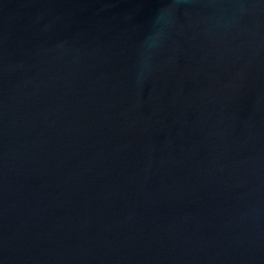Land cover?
Masks as SVG:
<instances>
[{
	"label": "water",
	"instance_id": "obj_1",
	"mask_svg": "<svg viewBox=\"0 0 264 264\" xmlns=\"http://www.w3.org/2000/svg\"><path fill=\"white\" fill-rule=\"evenodd\" d=\"M0 264H264V0H0Z\"/></svg>",
	"mask_w": 264,
	"mask_h": 264
}]
</instances>
